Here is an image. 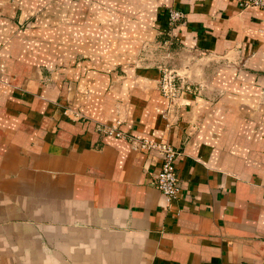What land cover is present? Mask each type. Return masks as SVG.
Instances as JSON below:
<instances>
[{"label":"crops","instance_id":"1","mask_svg":"<svg viewBox=\"0 0 264 264\" xmlns=\"http://www.w3.org/2000/svg\"><path fill=\"white\" fill-rule=\"evenodd\" d=\"M241 1L0 0V264H264V10ZM97 123L178 148L179 197Z\"/></svg>","mask_w":264,"mask_h":264},{"label":"built area","instance_id":"2","mask_svg":"<svg viewBox=\"0 0 264 264\" xmlns=\"http://www.w3.org/2000/svg\"><path fill=\"white\" fill-rule=\"evenodd\" d=\"M240 6L242 8L254 6L264 10V0H242ZM184 18V11L172 6L168 8V29L166 31L168 37L166 36V39L162 43L164 47H170L172 41L171 29L177 26ZM160 69L162 72L159 80L161 95L171 102L179 100L184 86L178 73L164 65ZM185 90L189 92L193 91L189 86ZM97 130L101 134L126 138L137 150L157 152L161 158V165L156 172L154 185L169 202L179 197L181 186L177 173V164L182 152L178 148L164 140H154L122 131L117 125L97 123Z\"/></svg>","mask_w":264,"mask_h":264},{"label":"rangeland","instance_id":"3","mask_svg":"<svg viewBox=\"0 0 264 264\" xmlns=\"http://www.w3.org/2000/svg\"><path fill=\"white\" fill-rule=\"evenodd\" d=\"M176 51V50H175ZM175 51L172 52L171 48L169 50H164L162 54L164 55V58H159L160 61H163L164 66H167L170 69H173L175 72L178 73L181 80H183V74L181 73V66L179 63V58L182 57V55L179 53V50H177V53L173 54Z\"/></svg>","mask_w":264,"mask_h":264}]
</instances>
